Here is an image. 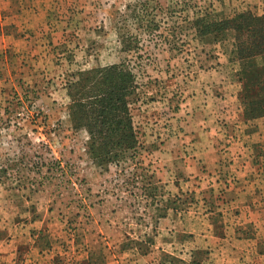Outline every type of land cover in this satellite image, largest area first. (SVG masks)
<instances>
[{"label": "rangeland", "instance_id": "374dc122", "mask_svg": "<svg viewBox=\"0 0 264 264\" xmlns=\"http://www.w3.org/2000/svg\"><path fill=\"white\" fill-rule=\"evenodd\" d=\"M196 2L220 17L264 14V0H0V240L75 264H216L185 231L220 237L222 188L211 180H238L226 134L246 130L239 116L256 118L244 116L233 34L200 38ZM120 34L138 49L123 50ZM121 61L138 75L131 112L142 145L137 165L105 169L72 124L67 84Z\"/></svg>", "mask_w": 264, "mask_h": 264}, {"label": "trees", "instance_id": "16d2710c", "mask_svg": "<svg viewBox=\"0 0 264 264\" xmlns=\"http://www.w3.org/2000/svg\"><path fill=\"white\" fill-rule=\"evenodd\" d=\"M185 6L183 4V8ZM193 7L195 17L190 24L200 38L214 36L217 39L228 32L233 34L231 53L233 60L240 61L239 78L243 85L240 96L244 116L247 119L264 116V63L259 61L264 57V14L247 9L220 17L209 7L201 6L200 2ZM139 10L134 9L137 20L143 14L142 9ZM152 24L148 20L147 26ZM121 43L125 51L139 47L138 43H128L124 34ZM72 75L73 79L67 84L70 117L76 129L87 131L88 149L93 161L105 169L110 164L137 165L136 154L142 144L131 112V104L139 88L134 69L128 62L121 61L79 70ZM160 216H165V213ZM87 264L91 261L88 260Z\"/></svg>", "mask_w": 264, "mask_h": 264}, {"label": "crops", "instance_id": "0c3cea01", "mask_svg": "<svg viewBox=\"0 0 264 264\" xmlns=\"http://www.w3.org/2000/svg\"><path fill=\"white\" fill-rule=\"evenodd\" d=\"M11 6L10 1L8 7L4 8L5 13L12 9ZM242 118L239 116L238 126L243 124L246 130L241 128L242 133L236 135L234 139L232 134H226L227 142L231 144L226 148L227 151L224 149L226 159H229L228 166L234 171L238 180L236 178L211 180L214 181L211 186L221 185L222 188L219 202L223 203L224 209L221 207L220 210L222 209L224 218L220 237L215 235L213 228L204 229L200 234L203 237L201 240L196 237L194 231H185L190 238L187 242L191 244V249L209 251L207 252L211 256L209 258L216 264H264V242L261 244L257 242L259 240L257 232H264V116L254 120ZM255 174L261 178L255 180ZM203 201L207 200L203 198ZM212 213L211 210L208 212V214ZM244 233L250 238H244ZM36 248L32 244L27 249L21 250L18 245H14V240L10 239V236L2 239L0 240V264H75L73 261L68 263L63 256L56 258L54 249L49 248V257L46 250L38 248L36 252ZM114 262L116 264H150L143 256L126 260L117 259L106 264H114ZM159 264L170 263L159 262ZM187 264L206 263L192 256Z\"/></svg>", "mask_w": 264, "mask_h": 264}]
</instances>
